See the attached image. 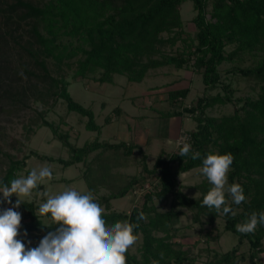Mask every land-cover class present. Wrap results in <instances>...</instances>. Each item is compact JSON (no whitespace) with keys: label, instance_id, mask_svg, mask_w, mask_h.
Returning a JSON list of instances; mask_svg holds the SVG:
<instances>
[{"label":"trees","instance_id":"obj_1","mask_svg":"<svg viewBox=\"0 0 264 264\" xmlns=\"http://www.w3.org/2000/svg\"><path fill=\"white\" fill-rule=\"evenodd\" d=\"M184 1L0 0V104L22 109L32 99L44 102L51 99L55 104L61 98L70 111L88 117V129L100 130L93 109L77 102L69 92L70 82L60 73L65 67L74 66L75 77H93L100 82H112L114 74L140 82L150 69L191 67L202 75L204 92L192 105L176 107L164 115L186 112L194 115L197 126L187 132L192 152H199L200 158L193 160L191 154L179 156L182 146L177 145V150L159 154L152 166L144 164L143 172L154 175L157 182L130 211H116L111 202L126 195L139 178L133 176L125 181L123 176L125 183H119L122 178L113 172V167L125 165L118 154L120 149L125 150L127 157L137 145L96 139L77 146L68 134L59 133L52 122L43 119L42 123L71 152L69 159L59 158V161L65 166L84 164L82 176L87 180L88 191L83 193L91 192L96 196L95 201L104 205L106 225L125 221L138 224L134 233L143 239L137 253L128 250L126 264L194 261L175 238L180 215L176 206L190 209L193 221L210 225L222 214L226 230L238 235L239 245L244 239L248 241L249 264H262L259 254L264 252V224H258L256 231L249 234L238 232L236 225L247 221L253 212H264V55L259 54L264 48V0H192L196 11L192 18L195 36L188 35L184 28L180 11ZM175 46L176 51L167 50ZM227 46L232 48L227 50ZM246 55L255 59L251 65L241 66ZM224 62L234 63L227 71H238L254 79L259 90L255 98H237L242 104L232 113L214 116L207 113L208 107L236 102L231 85L220 83V65ZM21 72L24 77L19 75ZM218 85L225 92L208 93ZM188 93V87L171 89L168 100L176 103ZM115 112L120 113V108L116 107ZM110 119L108 116L106 121ZM108 150L114 151L113 158L106 153ZM210 153L234 157L228 184H240L246 197L240 205L227 198L226 206L236 212L235 217L222 211L209 212L202 206L204 195L212 187L206 177L196 185L200 191L197 197L186 194L177 178L180 173L202 167L203 158ZM5 156L8 161L0 182L10 185L12 179L19 178L28 156L23 159L14 158L10 153ZM100 188L107 192L97 195ZM168 198L172 201L170 208L159 209L155 200L161 202ZM15 201L12 198L13 204ZM37 210L38 205L28 200L17 210L22 214L21 227L28 233H36V237L55 227L43 226L42 218L36 216ZM141 212L144 218L138 219ZM238 254L237 245L222 254L214 252L204 264H238L241 261Z\"/></svg>","mask_w":264,"mask_h":264},{"label":"rangeland","instance_id":"obj_2","mask_svg":"<svg viewBox=\"0 0 264 264\" xmlns=\"http://www.w3.org/2000/svg\"><path fill=\"white\" fill-rule=\"evenodd\" d=\"M210 9L211 2L208 11ZM180 11L186 33L195 36L196 27L192 18L195 16L196 11L192 0H185L180 6ZM208 18H210L209 13ZM179 44L181 48V42ZM176 48L177 46L167 47V50L174 52ZM231 48L232 46H227V50ZM259 54L264 55V48ZM254 59V56L246 55L240 64L241 66H249ZM233 66L234 63L232 62H224L220 65V83L231 85L233 88L232 96L234 100L236 99V102L208 107L206 111L210 115L219 116L232 113L236 106L242 104V101L238 102L237 98L248 96L255 98L258 94L259 87L254 79L244 77L238 71H227ZM74 68V66L72 68L65 67L60 73L69 80V92L72 97L82 105L93 109L95 120L101 125V129H88L86 127L88 117L70 111L66 102L61 98L55 104L51 99H48L47 102L33 101L32 99L29 106L22 109L0 104V175L3 174L8 161L5 153H10L17 159L28 156L24 169L19 171V178L26 177L29 171L32 169L38 170L41 167H49L53 175L51 179H46L37 189L33 190L32 197L26 200L34 201L39 206L47 198L43 195L45 192L49 195H57L68 188L81 193L88 191L87 180L82 176L84 164L77 162L65 166L58 160L59 158L69 159L71 152L50 127L43 125V119L52 122L58 128L59 133L68 134L69 140L77 146L96 139L133 143L134 141H131V138H133L143 150L136 146L133 153L126 157L125 150L120 149L118 154L127 166H125L126 173H120L122 182L119 183H125L123 176L125 181H129L133 176H136L139 178L138 182L133 185L126 195L116 197L111 202L112 208L116 211H130L134 205L141 203L144 192L157 182L154 175L143 172V165L152 166L159 154L165 153V151H173L176 148L175 133L178 132L177 134H179L181 127L185 131L196 128L197 122L194 115L190 113L167 116L164 113L173 112V109L182 105L189 106L195 103L197 98L204 92L205 86L202 75L195 72L191 67L166 66L165 68L160 67L161 69H150L140 82L130 81L122 74H114L112 82H100L93 79V77H75ZM153 86L159 88L158 91H155L156 93L151 90ZM185 86L189 88L187 97L179 99L176 103L168 100V90L177 87L184 88ZM221 87L222 85H218L216 89L208 93L225 92ZM118 106L122 108L120 113L115 112V108ZM108 116L111 118L109 122L106 121ZM147 133L151 136L153 142L142 143V134L146 135V139ZM163 150L164 152H162ZM106 153L113 158L114 151L108 150ZM39 155H42V157ZM200 168L197 167L180 173L177 177L184 192L191 197L200 195L196 185L205 179V176L200 172ZM119 170H121V167ZM106 192L104 188H100V193L97 195ZM92 195L94 198L96 197L94 194ZM12 198L17 199L15 195L11 197V200ZM155 203L158 204L159 209L167 210L170 208L172 201L171 198H168L161 202L155 200ZM9 207H12V204L5 202V204L0 205V210ZM101 207L104 211V205H101ZM175 209L180 211L177 224L179 228L175 238L188 251L189 256L194 258L192 263L185 264H204L211 259L214 252L222 254L232 250L237 245L239 246L238 256L241 259L238 264H249L248 241L244 239L239 245L238 235L226 230L225 219L222 214L218 215L216 221L210 225L206 222L193 221V212L186 207L176 206ZM202 220L206 221L205 215H202ZM23 232L24 229L21 227L19 238L24 240L25 243L30 240V247L38 246L40 239L45 235L39 234L36 237V233H28L27 238H24ZM142 239V235H139L136 244L130 248L132 253L138 252ZM259 260L264 264V252L259 254Z\"/></svg>","mask_w":264,"mask_h":264},{"label":"clouds","instance_id":"obj_3","mask_svg":"<svg viewBox=\"0 0 264 264\" xmlns=\"http://www.w3.org/2000/svg\"><path fill=\"white\" fill-rule=\"evenodd\" d=\"M24 77L23 72L19 73ZM191 159L200 158L199 152H192L191 145L184 143L178 155ZM231 154H208L203 158L200 172L212 186L204 195L202 206L209 212L236 216L227 205L231 198L235 205L245 201L243 187L238 183L228 184V173L233 164ZM49 167L32 169L26 177L12 179L9 184L0 182V203L7 202L12 207L0 210V264H126V253L136 244L138 236L134 228L138 224L127 221L107 226L103 218V208L91 194L68 188L57 195L45 192V202L40 203L36 216L43 218L42 225L54 230L48 231L38 246L30 247L31 241L20 237L22 214L15 210L31 198L33 190L46 179L52 178ZM227 185V187H226ZM17 197L12 203L11 197ZM144 214L139 213L138 219ZM258 224H264V212H253L247 221L236 225L242 234L254 233ZM28 232L24 230L23 237Z\"/></svg>","mask_w":264,"mask_h":264},{"label":"crops","instance_id":"obj_4","mask_svg":"<svg viewBox=\"0 0 264 264\" xmlns=\"http://www.w3.org/2000/svg\"><path fill=\"white\" fill-rule=\"evenodd\" d=\"M161 68H163V67H161ZM160 68V69H161ZM165 68V67H164ZM186 87V86H185ZM170 88V87H169ZM178 88H183V87H177L176 89H178ZM158 87H156V86H153V87H151V90L152 91H154V93H156L155 91H158ZM169 92V90L167 91V93ZM119 107V106H118ZM120 108V112H121V110H122V108L121 107H119ZM182 129H184V128H182L181 127V129H180V131H179V134H180V132H181V130ZM178 132H176L175 133V141H176V148L173 150V151H175V150H177V148H178V146H177V138H178V136H179V134H177ZM145 134H142V143H151V142H153V140L150 138L151 136H149V134L147 133V138L145 139ZM132 140L131 141H134L132 144H135V145H137V146H139L138 145V142H135V140H133V138H131ZM111 142V141H110ZM139 148H140V146H139ZM140 150H143V148L141 149L140 148ZM173 151H171V152H173ZM162 152H164V150L162 151ZM165 153H170V152H167V151H165ZM123 163L122 164H125L124 166H117V167H113V171H114V169H116V171H114V173H126L125 172V169H126V167L125 166H127V164H126V162L125 161H122ZM120 167H121V170H119L120 169ZM118 169V170H117ZM124 169V170H123ZM124 171V172H123Z\"/></svg>","mask_w":264,"mask_h":264},{"label":"built area","instance_id":"obj_5","mask_svg":"<svg viewBox=\"0 0 264 264\" xmlns=\"http://www.w3.org/2000/svg\"><path fill=\"white\" fill-rule=\"evenodd\" d=\"M189 142H190V134L184 129H182L177 138V145L183 146L184 143H189Z\"/></svg>","mask_w":264,"mask_h":264}]
</instances>
